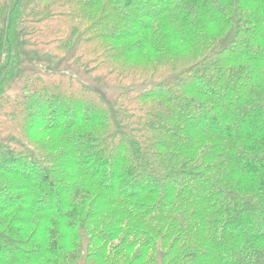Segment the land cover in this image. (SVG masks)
<instances>
[{
    "label": "trees",
    "instance_id": "16d2710c",
    "mask_svg": "<svg viewBox=\"0 0 264 264\" xmlns=\"http://www.w3.org/2000/svg\"><path fill=\"white\" fill-rule=\"evenodd\" d=\"M0 264H264V0H0Z\"/></svg>",
    "mask_w": 264,
    "mask_h": 264
},
{
    "label": "rangeland",
    "instance_id": "374dc122",
    "mask_svg": "<svg viewBox=\"0 0 264 264\" xmlns=\"http://www.w3.org/2000/svg\"><path fill=\"white\" fill-rule=\"evenodd\" d=\"M21 64H20V72L19 75L10 83L6 84V92L7 93H15L17 92L21 85L22 80L26 76V74L33 70H72L73 73L77 75V77L81 78L87 83L93 82L90 77L87 76L86 71L84 69H80L73 64H70L68 61L56 60L52 61L50 64H40L36 62V58H38L35 54L29 52L28 50L21 49ZM98 80V81H97ZM101 78L94 80V82L98 83ZM112 86V87H111ZM108 86L105 90L111 95L116 94L118 91H122L125 87L111 85Z\"/></svg>",
    "mask_w": 264,
    "mask_h": 264
}]
</instances>
